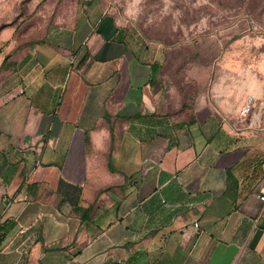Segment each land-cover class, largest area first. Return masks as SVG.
I'll return each instance as SVG.
<instances>
[{
  "label": "crops",
  "instance_id": "crops-1",
  "mask_svg": "<svg viewBox=\"0 0 264 264\" xmlns=\"http://www.w3.org/2000/svg\"><path fill=\"white\" fill-rule=\"evenodd\" d=\"M164 58L105 14L0 37V264H264V95Z\"/></svg>",
  "mask_w": 264,
  "mask_h": 264
},
{
  "label": "rangeland",
  "instance_id": "rangeland-1",
  "mask_svg": "<svg viewBox=\"0 0 264 264\" xmlns=\"http://www.w3.org/2000/svg\"><path fill=\"white\" fill-rule=\"evenodd\" d=\"M103 14L164 53L160 73L182 99L229 95L245 81L264 95V0H0V37L35 41Z\"/></svg>",
  "mask_w": 264,
  "mask_h": 264
},
{
  "label": "built area",
  "instance_id": "built-area-1",
  "mask_svg": "<svg viewBox=\"0 0 264 264\" xmlns=\"http://www.w3.org/2000/svg\"><path fill=\"white\" fill-rule=\"evenodd\" d=\"M252 103H253V96H248V97L246 98L245 102L242 104L239 113H240L241 115H244V114L248 113V112L251 110ZM262 167H263V169H264V158H263V160H262ZM259 199H260L261 201H264V194H261V195L259 196ZM194 226L197 227L198 224H197V223H194Z\"/></svg>",
  "mask_w": 264,
  "mask_h": 264
}]
</instances>
